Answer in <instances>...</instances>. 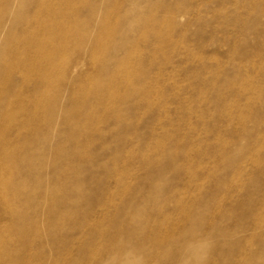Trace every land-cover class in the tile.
<instances>
[{
	"label": "rangeland",
	"instance_id": "rangeland-1",
	"mask_svg": "<svg viewBox=\"0 0 264 264\" xmlns=\"http://www.w3.org/2000/svg\"><path fill=\"white\" fill-rule=\"evenodd\" d=\"M9 264H264V0H0Z\"/></svg>",
	"mask_w": 264,
	"mask_h": 264
},
{
	"label": "bare ground",
	"instance_id": "bare-ground-1",
	"mask_svg": "<svg viewBox=\"0 0 264 264\" xmlns=\"http://www.w3.org/2000/svg\"><path fill=\"white\" fill-rule=\"evenodd\" d=\"M9 149L8 148H5V149H1L0 150V160L1 158L3 159H7V161L10 163L11 162V157H9ZM10 167H6L5 169L4 168H0V181H2L4 183V180L1 178L2 174L5 173H9ZM11 193L12 192H1L0 195H1V199L3 200V202H5V206L9 209V213L8 215L11 216L13 215L12 213V210H11ZM11 223L12 221L9 220L6 221L4 224H2L0 226V263H2V260L3 258H5L6 256L9 255V249H8V246L11 242V233H8V231H10V228H11ZM4 264H9V263H4Z\"/></svg>",
	"mask_w": 264,
	"mask_h": 264
}]
</instances>
